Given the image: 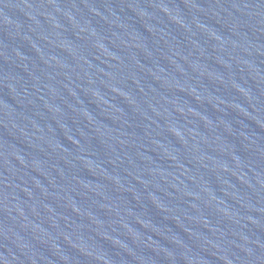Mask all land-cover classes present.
Returning a JSON list of instances; mask_svg holds the SVG:
<instances>
[{"label":"water","instance_id":"1","mask_svg":"<svg viewBox=\"0 0 264 264\" xmlns=\"http://www.w3.org/2000/svg\"><path fill=\"white\" fill-rule=\"evenodd\" d=\"M0 264H264V0H0Z\"/></svg>","mask_w":264,"mask_h":264}]
</instances>
